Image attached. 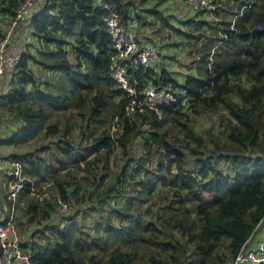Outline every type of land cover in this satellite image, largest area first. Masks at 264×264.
Instances as JSON below:
<instances>
[{
  "label": "trees",
  "instance_id": "1",
  "mask_svg": "<svg viewBox=\"0 0 264 264\" xmlns=\"http://www.w3.org/2000/svg\"><path fill=\"white\" fill-rule=\"evenodd\" d=\"M26 1L0 0V50L25 22L36 45L16 52L18 66L0 77V202L8 215L15 207L30 263L235 264L264 223V0L190 8L171 43L186 42L189 73L129 66L136 97L111 75L106 6L124 25L136 20L139 38L145 27L161 40L175 33L165 10L146 0H36L13 28ZM149 86L185 91L187 104L160 115L138 107ZM216 113L217 131L198 132L192 117ZM13 164L24 179L15 203Z\"/></svg>",
  "mask_w": 264,
  "mask_h": 264
},
{
  "label": "built area",
  "instance_id": "2",
  "mask_svg": "<svg viewBox=\"0 0 264 264\" xmlns=\"http://www.w3.org/2000/svg\"><path fill=\"white\" fill-rule=\"evenodd\" d=\"M195 12L205 8H211V0H187ZM37 6L36 0H27L17 13V19L13 23L16 28L25 17L30 16ZM108 12L105 17L106 32L112 36L114 41V54L111 58V75L129 92L131 96H137L136 91L129 84V66L152 67L159 61V54L155 48L145 39L137 36V21L133 20L128 25L121 22L120 17L112 6H106ZM244 9L241 10V14ZM236 12L237 9H236ZM213 18V16L211 15ZM214 19V18H213ZM238 16L233 18L232 28ZM6 44V42H5ZM5 44L0 50V77H4L9 71L15 70L20 62V57L15 54H9L5 50ZM6 73V74H5ZM182 101L187 104L188 98L185 91L174 92L162 86H149L145 91L144 101L139 103L138 107L146 106L151 111L161 114L162 108L169 107ZM134 101L129 109V113L135 111ZM9 187L12 191L9 199L15 203L22 191L23 168L19 164H13L8 170ZM62 208L66 207L62 204ZM0 202V264H31L30 256L23 249L17 230L14 225L15 207L12 212L7 214ZM235 264H264V243L248 247L246 245L237 256Z\"/></svg>",
  "mask_w": 264,
  "mask_h": 264
},
{
  "label": "rangeland",
  "instance_id": "3",
  "mask_svg": "<svg viewBox=\"0 0 264 264\" xmlns=\"http://www.w3.org/2000/svg\"><path fill=\"white\" fill-rule=\"evenodd\" d=\"M143 0H140L138 2L139 5H141V2ZM146 6H149L150 8L156 9L158 11H164V13L168 14L165 16H171L170 18V22L171 24H173L174 28H175V33L173 31H171L170 29L166 30L164 32V36L162 38V40L160 39V37L155 33H150V39H149V33H145L144 31L146 30V28L144 27V31H142V33L144 34L143 39L147 40L148 43L150 45H152L155 50L158 52V49L163 53L166 54V56H169L168 58H161L159 55V61L157 63H155L153 65V67H155V69H159L162 67H165L168 71L173 72V76L177 77V78H181L182 75L184 74H188L189 73V64H190V58H189V54L184 52L185 51V47L184 44L186 45V42L179 46L178 48H176L173 44L176 41H181L179 38V33L178 31H186V27L183 25V23L181 22H185L186 18H183L185 16H187V13H189L191 11V7L188 4H185L184 0H167L165 2H163V4L161 5H156L157 2L156 0H146L145 2ZM193 10V9H192ZM149 16V21H153V19H155V16ZM225 21V20H224ZM250 21V20H249ZM248 21V23H249ZM153 29V31H156L155 28L157 27H151ZM197 26L194 25L191 29L194 30L196 29ZM178 36V37H177ZM173 37V38H172ZM162 42L163 44L160 45L157 49V45L156 42L159 41ZM34 41V39L32 38V42ZM35 43V42H34ZM27 44H24V48L27 49V47H31L30 51H33L34 53L36 52V45L34 44H29L28 46H26ZM14 54H17L16 51L14 52ZM159 54V52H158ZM187 64V65H186ZM42 73V72H41ZM128 94L130 95V93L128 92ZM131 96V95H130ZM220 114L216 113V115H212V116H202V117H197L194 116L192 117L195 120V126L198 132L202 133V134H206V131L211 129L213 131H217L218 129V124H216L217 121L220 120ZM109 123H111L112 125V121H109ZM115 123V122H114ZM64 125V118L60 119V126L62 127ZM113 130H115V126L113 127ZM36 140H31L30 142L34 143ZM3 146H0V150H6L5 148L3 149ZM5 157V156H3ZM164 160L167 162L168 166L171 165L170 159L163 155ZM4 160V158H3ZM6 165V164H5ZM171 170H174L173 172L176 173L175 168H171ZM5 174H6V169L5 168H0V187L2 189V182L5 181ZM4 178V179H3ZM4 184V183H3ZM0 189V191H1Z\"/></svg>",
  "mask_w": 264,
  "mask_h": 264
},
{
  "label": "crops",
  "instance_id": "4",
  "mask_svg": "<svg viewBox=\"0 0 264 264\" xmlns=\"http://www.w3.org/2000/svg\"><path fill=\"white\" fill-rule=\"evenodd\" d=\"M26 24H27V22L21 24L11 34L9 40L6 41L7 51L11 52L14 49V51H16L18 53H22L24 50H27L26 48H24V44H27L26 46H28L32 42V39L30 37L31 34H30V32H29L28 27H27ZM3 135L4 136H7L4 132H1L0 131V142H1V140H3L2 138H4ZM0 146H3L5 148V145L4 144H0ZM6 152H7L6 150H0V157L3 156V155L6 156ZM3 164H6V162H4L3 158H0V166H2ZM5 181H6V178H5ZM5 181H3L2 184H1L2 185V191L4 190V186L6 184ZM0 189H1V187H0ZM0 200H1V198H0ZM251 243L254 246L255 245H258V244L264 243V223L258 229L257 234H256L255 238L253 239V241Z\"/></svg>",
  "mask_w": 264,
  "mask_h": 264
}]
</instances>
